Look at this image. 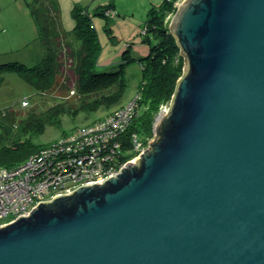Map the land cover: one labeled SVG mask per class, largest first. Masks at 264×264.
I'll return each instance as SVG.
<instances>
[{
	"label": "water",
	"instance_id": "water-1",
	"mask_svg": "<svg viewBox=\"0 0 264 264\" xmlns=\"http://www.w3.org/2000/svg\"><path fill=\"white\" fill-rule=\"evenodd\" d=\"M184 71L114 176L0 225V264H264V0H184Z\"/></svg>",
	"mask_w": 264,
	"mask_h": 264
},
{
	"label": "rangeland",
	"instance_id": "rangeland-1",
	"mask_svg": "<svg viewBox=\"0 0 264 264\" xmlns=\"http://www.w3.org/2000/svg\"><path fill=\"white\" fill-rule=\"evenodd\" d=\"M160 1L56 0L62 27L68 32L67 38L75 49L82 44L81 38L75 34V6L79 5L91 16L103 58L116 61L120 52L128 50L126 54L133 59L128 60L125 66L128 85L122 104L129 103L137 94L142 65L136 48L142 44L145 54L148 52L149 44L144 41L142 33L150 7ZM34 2L40 12H46L42 10L43 1L0 0V65H13V68L0 69V146L30 136L35 143H50L116 108L87 112L77 101L76 93H70L63 86L62 73L53 71L42 76L28 69L39 65L47 53L38 38V26L32 17L30 6ZM169 16L170 24L173 14ZM42 21H47L45 16ZM126 41L131 42L130 48L126 47ZM17 67L22 70H17ZM25 99L27 106L22 105ZM74 110H77L76 114ZM40 124L44 131L38 133L36 127Z\"/></svg>",
	"mask_w": 264,
	"mask_h": 264
},
{
	"label": "trees",
	"instance_id": "trees-1",
	"mask_svg": "<svg viewBox=\"0 0 264 264\" xmlns=\"http://www.w3.org/2000/svg\"><path fill=\"white\" fill-rule=\"evenodd\" d=\"M41 1L42 10L46 12H40L35 2L30 8L38 26V38L45 45L47 53L39 65L28 69L42 76H48L53 71L62 73L63 86L76 93L77 101L87 112L122 105L128 85L125 66L128 60L133 59L126 54L128 50L120 52L116 61L107 60V65L101 66L102 47L91 16L83 12L79 5L75 6V34L82 40L80 48L75 49L67 38L68 32L62 27L56 0H38L39 3ZM174 1L162 0L150 8L142 33L149 50L145 54L142 44L136 48L137 54L141 55L138 60L142 65L137 91L138 108L126 134L137 133L144 142L154 136L156 118L161 109L169 105L177 81L184 71V57L180 54L175 38L169 33L167 18L176 11ZM43 16L47 20L45 23L42 21ZM126 47H131L130 41H126ZM11 66L0 65V69L13 68ZM20 69L17 67V70ZM73 113L76 114L77 110ZM36 130L41 133L44 127L40 124ZM45 144L35 143L31 136L7 142L0 146V166L18 165ZM133 156L136 154L131 158Z\"/></svg>",
	"mask_w": 264,
	"mask_h": 264
},
{
	"label": "built area",
	"instance_id": "built-area-1",
	"mask_svg": "<svg viewBox=\"0 0 264 264\" xmlns=\"http://www.w3.org/2000/svg\"><path fill=\"white\" fill-rule=\"evenodd\" d=\"M183 1H174L176 9ZM138 98L136 94L107 115L46 143L18 165L0 166V225L27 215L40 202L103 182L143 152L155 137L157 121L168 110L164 107L169 105L156 118L154 136L144 142L137 133L126 134L135 118ZM22 105L27 106L28 101L23 100ZM130 153L136 156L126 157Z\"/></svg>",
	"mask_w": 264,
	"mask_h": 264
},
{
	"label": "crops",
	"instance_id": "crops-1",
	"mask_svg": "<svg viewBox=\"0 0 264 264\" xmlns=\"http://www.w3.org/2000/svg\"><path fill=\"white\" fill-rule=\"evenodd\" d=\"M161 1H162V0H161ZM161 1H160V2H161ZM160 2H159V3H160ZM159 3H154L153 5H156V4H159ZM153 5H152V6H153ZM152 6H151V7H152ZM151 7H150V8H151ZM101 62H102V63H101V66H103V67H104V66H106V65H107V59H106L105 57L102 59V61H101Z\"/></svg>",
	"mask_w": 264,
	"mask_h": 264
}]
</instances>
